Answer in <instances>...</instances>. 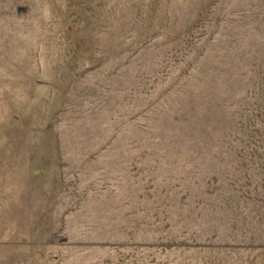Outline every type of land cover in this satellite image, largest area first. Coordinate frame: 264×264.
<instances>
[{
  "label": "rangeland",
  "instance_id": "374dc122",
  "mask_svg": "<svg viewBox=\"0 0 264 264\" xmlns=\"http://www.w3.org/2000/svg\"><path fill=\"white\" fill-rule=\"evenodd\" d=\"M0 264H264V0H0Z\"/></svg>",
  "mask_w": 264,
  "mask_h": 264
},
{
  "label": "crops",
  "instance_id": "0c3cea01",
  "mask_svg": "<svg viewBox=\"0 0 264 264\" xmlns=\"http://www.w3.org/2000/svg\"><path fill=\"white\" fill-rule=\"evenodd\" d=\"M2 86L0 85V124L2 122V118H3V91H2ZM4 246H8V244H3L2 242H0V259H2V250L1 248H3Z\"/></svg>",
  "mask_w": 264,
  "mask_h": 264
}]
</instances>
